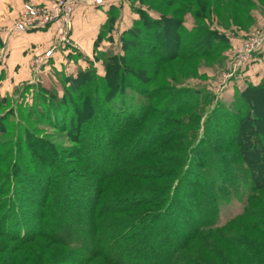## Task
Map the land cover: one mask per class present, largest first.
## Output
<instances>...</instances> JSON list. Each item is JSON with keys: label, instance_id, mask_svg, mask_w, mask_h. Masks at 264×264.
I'll return each instance as SVG.
<instances>
[{"label": "rangeland", "instance_id": "rangeland-1", "mask_svg": "<svg viewBox=\"0 0 264 264\" xmlns=\"http://www.w3.org/2000/svg\"><path fill=\"white\" fill-rule=\"evenodd\" d=\"M26 1L0 0V25L3 26L0 29V126H6L4 131L0 132V180L10 175L14 177V174L22 176L24 168L31 169L29 160L32 158L26 147L31 146L28 140L31 136L43 140L50 148L47 154L53 155L55 162L51 168L48 164L46 174L52 175L53 181L59 183L60 187L59 184L56 187L53 186L56 189L52 191L53 194L51 193L52 199L46 203L44 192H40L43 188L42 183L46 179L42 177L39 169L33 171L36 166L32 165V170L22 178L26 181L25 203L22 206L27 214L24 217L4 216L7 218L4 230H9L10 236L3 234L0 230V264H109L106 259L97 258L96 255L92 257L89 253V247H91L89 230L93 220L92 215H95L94 197L105 193L107 201L120 200L145 188L153 190L161 187L166 190L180 177L186 159L192 155L191 150L195 144L204 138L206 128L211 129V126L215 128V122L223 121L219 117L221 114L231 110L235 113L238 108L246 109L237 97L248 86L264 84L258 76V74L264 75V44L256 46L261 41L264 43V0H249L250 3L245 9L229 7L231 3L228 0H207L205 2L212 7L213 13L210 17H201L207 18L204 20L196 19L198 13L195 9L183 13L182 19L188 28L202 26L214 34H223L226 38L221 39L223 43H220V47L216 51L212 50L208 56H197L188 61H181L177 56L170 59L169 66L185 69L178 74L176 83L157 73L163 68L161 64L166 65L167 62L154 64L155 67L151 65L153 61H159L155 51L150 49V43L154 42V35L151 33L153 27H147L148 34L145 26L140 27V33L135 34L134 38L131 34L133 39L129 38L127 32L134 28L136 30L138 27L136 22L140 20L143 12L154 19H160L162 13L169 18L172 15L177 16L180 11V0H100L98 2L81 0L78 3H75L76 0H50L42 4ZM88 1L91 3L88 4ZM60 2L64 8L71 10L67 19L61 17L60 23L55 22L39 28L30 27L25 31L17 30L16 25L21 20L26 22L31 20L33 23L38 21L41 10L49 9L51 16L56 20L55 10L59 11ZM190 7L193 8V6ZM241 10L246 16L248 15L247 19L235 18ZM11 18L16 19L12 29L10 25H6L12 20ZM63 20H69V22L64 23ZM169 27L170 24L167 25V28ZM167 35L175 36L169 31ZM123 37L129 52L127 58H130L126 63L127 69L144 70L147 79L152 78V81L145 86L134 76L125 74L124 71L127 69L123 67L124 61L114 84L130 82L138 87L139 91L147 92L160 84L167 83L166 88L173 89V94L187 86L194 87L192 91L199 90L197 98L204 103L188 113L181 112V116L173 117L175 107H168L166 99L159 106L156 117L161 115V123L167 120L165 125L167 130L173 129L174 133L168 135L166 130L162 140L157 141L140 161L138 165L140 168L136 166V169L134 167L129 170H135L132 175H121L105 183L100 180V176H97L98 172L91 173L92 161L85 160L88 155L92 156V150L102 152V148L89 146V141H92V135L94 136V132L98 129L100 133L95 134L92 142L94 145L97 143H95L97 138L99 143H104L106 139L112 141L119 126L125 121L123 116L135 115V107L140 106L138 95L128 91L126 95L114 101L113 108L122 113V119L110 113L102 114L94 107L86 112L89 113V117L81 122L86 127L84 131L86 135L83 137L86 143L82 146L72 141L73 137H67L66 132H63L66 128L62 123L69 124L73 131L75 130L74 117L79 108L87 105L81 92L78 91L81 88L83 91L87 89L91 91L89 97L93 100L95 99L93 92L96 90L99 95L107 94L105 84L109 81L103 79L107 73L106 66L111 63L112 58L123 54L121 48ZM215 40L217 43L221 42L220 39ZM49 51L52 54L47 57L46 54ZM133 51L135 53L131 54ZM137 54L140 61L137 59ZM86 71H91L100 80L93 82V85H89L87 89L77 85V92L72 94L73 106L71 110L69 107V110L65 109L62 123L58 118L56 121L52 119V122H46L41 114L38 121L27 120L30 105L33 104L36 111L48 112V101L51 100L52 107L59 105V99L70 82ZM95 84H98L97 89ZM172 93L171 91L169 93L171 98ZM32 96L34 100L31 99ZM262 96L259 94L254 99L256 120L251 123L252 129L246 137L247 149L252 152L251 154L258 156L256 170L259 174H264V134L262 133L264 131V101L260 98ZM88 99L87 96L86 100ZM88 101L92 105L95 104ZM99 101L102 105L101 98ZM170 105L174 106V104ZM12 108L13 114L7 116ZM86 113L83 114L86 115ZM237 117L240 118L241 115L236 114L234 120L229 122L230 126L225 129L226 136L214 137L217 144H220V140H229L235 136H232L233 123L238 120ZM3 118H5L4 121ZM163 118L165 121L162 122ZM24 124L29 127L28 135L27 131L20 127ZM208 124L211 126H207ZM148 134V138H154L150 131ZM74 149L80 150V154L77 151L75 153ZM237 151L235 146L232 153L237 154ZM232 153L229 156L230 161L234 159ZM42 155L45 157L44 152ZM234 167L235 162L232 165V168ZM158 169H162L164 174L160 171L159 177L155 178L149 174ZM68 171L70 173H67V178L71 174L74 188L76 184L80 186L79 190L75 189L72 193H69L68 189L65 192L62 191V187L63 189L65 187L61 183ZM245 176V173H240L238 183L229 190L227 202L220 210L215 227L200 228L197 236L191 234L183 249L184 255L180 259L190 256L195 264H264V236L261 237L259 232V230L264 232V187L254 188L252 191V187L248 185L250 180ZM76 180L78 183L75 182ZM185 187L190 191L189 188L195 186L186 185ZM4 189L5 187H2L0 192ZM196 189H191L195 195ZM166 197L162 196L159 203H164ZM45 203L49 207L46 211L50 214V219L45 228V235L40 236L36 234V227L41 223L37 218L41 213H45L42 207ZM192 203H197V198L192 199ZM172 206L173 212L179 213L185 222L190 216L187 215L186 209L179 203L177 207L175 204ZM159 207L151 205L143 207L133 212L132 216L141 212H157ZM13 224H16L15 227L18 229L15 234L12 231ZM159 224L154 223L153 227H159ZM59 225L66 227L69 234H60L57 237L46 230ZM173 226L171 223L170 230L173 236H184L186 230L184 232ZM22 234H26L29 238L20 241L19 236ZM77 239L83 240L82 245H74ZM164 242L156 238L141 242L142 249L138 247L135 249L137 251L135 264H143L147 261L148 263L145 264H154L153 258L157 259L156 250L163 249ZM155 248L156 250H153Z\"/></svg>", "mask_w": 264, "mask_h": 264}, {"label": "trees", "instance_id": "trees-1", "mask_svg": "<svg viewBox=\"0 0 264 264\" xmlns=\"http://www.w3.org/2000/svg\"><path fill=\"white\" fill-rule=\"evenodd\" d=\"M205 1L207 0H180V9L178 8L180 10L179 14L177 16L172 15L170 18L166 14L162 13L160 15V19H154L150 15L143 12L140 20L136 22L138 25L136 30H134V28L127 32L129 38H132V35L134 38L135 34L140 33V27L145 26L146 29L150 26L153 27V32L151 33L154 35V42L150 43V49L155 51L159 61L156 62L155 60L151 63V65L154 66V64L167 62L168 64L166 65L161 64L163 68L161 67L162 69L157 71V73L159 72L161 75L165 76L166 79H170L172 83H176L178 81V74H180L184 68L169 66L170 59L177 56L181 59V61H188L193 57L208 56L212 53V50L216 51L217 48L220 47V43H223L221 39L225 40L226 38L225 35L214 34L206 28H202V26H193V28L190 29L185 25L184 19L182 18H184L183 13H186L187 10L195 9V12L198 13V15L195 12L194 13L197 15L196 19L198 20L207 19L201 17H210L212 15V7L208 6ZM228 1L231 3L229 7H234L236 9H245V7H247L250 3L249 0ZM190 6H193V8ZM235 18L247 19L248 15L246 16L245 12L241 10V12L237 13V17L235 16ZM169 24L170 27L167 28V25ZM168 31L169 33H174L175 36L169 37L167 35ZM148 32L149 30L147 29L146 33L148 34ZM215 39H220L221 42L217 43ZM122 41L123 44L121 48L123 54L112 58L110 60L111 63L106 66L107 73L103 79H108L110 82L105 84V89L108 90L107 94L102 93V95H99L96 90L93 92L95 99L93 100L89 97V93L91 91L87 89L89 88L88 86H92L93 82L96 83V81L100 79L95 74H92L91 71H86L80 73L73 81L70 82L67 90H65L59 99V105L52 107L50 105L51 100L48 101V112L44 111L45 113H43L42 111H36V107L34 108L33 104L30 105V109L29 107L27 108L30 112V114L26 117L27 120L33 119L32 121H38L41 114L42 119L46 122L50 123L52 122V119L56 121L58 118V120L62 123L65 109L69 110L70 108L71 110V107L73 106L72 94L77 92V85L86 88L87 90L85 91H83L82 88L78 90L79 93L81 92V96H83L85 104L87 105L83 108H79L76 116L74 117L75 130L73 131L71 126L65 122L62 124H64L66 130L63 131L62 128L58 127L61 131L66 132L67 137H73L72 141L80 143V146H82L86 143L85 138H83L86 135L84 132L86 127L82 125L81 122L89 117V113L86 112L90 111L94 107L102 114L104 113L107 115L110 113L118 116L119 119H122V113L113 108V103L119 97L126 95L128 91L135 92L138 95L140 106L135 107L134 110L136 113L134 116L133 114H129L130 117L123 116L125 121H123V123L119 126L116 135L114 136L115 138H113L112 141H108L106 139L104 143H99V138H97L95 140V143H97L94 145V143H92L93 138H95V134L98 135L100 133L98 132L100 129H98L94 132V136L92 135V141H89V146H95L99 149L102 148V152H94V150H92V153L94 152L93 154L91 153L92 156L88 155V158L85 157L87 158L85 160L92 161V163H90L93 167V169H91V173L94 174L98 172L97 176H100V180H103L105 183L121 175H132L135 170H129H132L134 167V169H136V166H138L144 156L148 154L153 145L160 139L162 140V137L167 130L165 126L167 124V120L165 121V118H163L162 122H165L161 123V115L156 117V114L158 115V108L166 101V99V105L168 107H175V110H173L172 113L173 117H176L177 115L181 116V112L188 113L200 106V104L204 103L203 100H199L200 98H197L199 90L192 91L194 87L187 86L182 88L180 91L178 90L174 92L173 94V89L170 87L166 88L167 86L165 85L167 83L160 84L157 88L147 92L142 90L139 91L138 87L132 85L130 82L119 83L118 85L114 84L118 78V71L122 69L121 64L125 61V65H123V67H126V63L129 62L130 59L127 58L129 57V52L127 50V43L124 41V37L122 38ZM213 41L215 43H213ZM170 51H172V53ZM132 53L134 54L135 52L133 51L131 54ZM137 57L138 61H140L138 54ZM174 68L176 69V72ZM124 72L127 75L134 76L138 82L145 86L152 81V78L147 79L144 70L141 69L130 70L128 68ZM186 72L189 71L186 70ZM96 86H98V84H95V87ZM95 89H97V87ZM170 91L173 95L172 98L169 94ZM84 93L87 94L84 95ZM259 94L264 96V84L250 87L248 86L242 94L237 97L243 102L246 109L238 108L235 110V113L231 110L226 114H221L219 117L220 119H223V121L215 122V128L209 124L207 125L211 126V129L210 127L206 128L204 138H201L195 144L193 150H191L192 155L186 159L185 166L180 177L166 190H163L161 187L154 188L153 190H151V188H145L144 190L133 192L131 195H128L120 200L107 201L106 199L108 198L105 197V193L98 194L97 197H94L93 204L95 203V215H92L93 220L90 224L89 230V242L91 246L89 247L90 255L92 257L96 255L97 258H104L109 264H135L137 260V251L135 249L137 247L141 248V242L156 238V240L162 239L165 241L163 243L165 247L160 250H156V248L153 249L156 250L157 253L156 260L152 257L153 261H155V263L153 262L154 264H195L193 258L190 256L180 259V257L184 255L183 249L186 247L187 240L190 238L189 236L191 234L197 236L199 233L198 229L200 228L213 229L215 227L218 223L220 210L223 207V204L227 202L226 197L229 195V190L239 181V174H246L245 177L250 180V184L248 185L249 187H252V191L254 188L264 187V174H259L256 170L258 156L251 154L252 152L246 147V137L252 129L251 123L256 120V107L254 105V99ZM87 96L89 98L88 100L95 104L92 105L88 100H86ZM263 96L260 98L264 101ZM100 98L103 101V106L99 101ZM31 99L34 100V96H32ZM170 104H174V106H171ZM13 112L14 110L12 108L9 110L7 116L12 115ZM83 113H86V115ZM236 114L237 116L241 115V117H237L238 120L235 122L233 121L234 133H232V136H235L229 140H220V144H217V140L214 139V137L227 135L225 129L230 126L229 122H231L232 119L234 120ZM2 120L4 121L5 118ZM2 123L3 122H1V124ZM4 127L6 128L5 125L0 126L1 133L4 131ZM20 127L27 131V135L30 134L29 127L26 124ZM71 131H73L72 134ZM149 131L154 136L153 139L150 137L148 138ZM166 133L169 135L174 133V130H167ZM262 133L264 134V131ZM29 137V144L31 143L32 148L31 146L30 148L28 146L26 147L28 148V153L32 158L29 160V166L31 165V169L23 167L24 173H22V176L14 174V177L10 175L5 179L0 180V191L2 187H5V189L0 192V199L2 196L4 197L0 200V230L3 234H8L9 236V230H4V227L6 226L4 223L7 221V218H4V216L8 217L17 215L24 217L27 214L24 206H22V204L25 203L24 184L26 182L22 180V178H24L25 174H28L32 170V165H34V167L36 166L33 171H37V169H39L42 177L46 179V181L42 183L43 188H41L40 191L44 192L43 195L46 199V203L52 199L50 198L51 193L53 194L52 191H54L56 189L55 187L59 184L53 181L52 175L46 174L48 171V164V167L51 168V165L54 166L55 162V157L51 154L48 156L47 154V152H50V148L46 146V143L43 140L32 138L31 136ZM235 146L238 149L237 154L235 152L232 153ZM73 151L80 154V150L74 149ZM42 152L45 153L46 158L43 157ZM231 153L233 154L234 159L230 161L229 156ZM234 162L235 167L232 168ZM38 165L39 167H37ZM161 170L158 169L150 172L149 174L154 176V178L159 177V174L162 172ZM67 173L69 174L70 172L68 171L65 173L66 178L63 180L64 184L63 181L61 183V185L65 188L63 189L62 187V191L65 192L68 189V192L72 193L75 189L79 190L80 186L76 184L77 187L75 186L74 188L73 178H71V174L67 178ZM15 178L16 180H14ZM75 182L78 183L77 180ZM54 185L55 187H53ZM186 185H193L195 187L189 188V191L186 190ZM195 188H197L195 190V192L197 191L196 195L194 192H191V189ZM162 196L167 197L164 199L165 202L160 204L159 201H161ZM195 198H197V203L193 204L192 199ZM46 203L42 206L45 209V213H41L40 217L37 218L38 221H41V223L36 227V234L40 236L45 235V228L47 227L50 219V214L46 211V209L48 210L49 208ZM178 203L181 207L186 209L187 215H190L185 222L179 213L173 212L172 205L175 204V207H177ZM150 205L153 207H160L157 212H141L132 216V213L136 212V210ZM90 213L92 214V211H90ZM170 222L174 225L173 228L182 229L184 232L186 230L184 236H173L172 230H170V228H172ZM154 223H160V226L153 227ZM15 225L16 224L12 225L13 234H15L18 230ZM46 230L57 237L60 234H69L66 227H62L60 225L55 227L53 226L51 229ZM259 232L261 237L262 235L264 236L263 231L259 230ZM27 237L29 238L26 234H22L19 236V240L24 241ZM82 243L83 240L77 239L74 245H82ZM145 263H148V261L143 262V264Z\"/></svg>", "mask_w": 264, "mask_h": 264}, {"label": "built area", "instance_id": "built-area-1", "mask_svg": "<svg viewBox=\"0 0 264 264\" xmlns=\"http://www.w3.org/2000/svg\"><path fill=\"white\" fill-rule=\"evenodd\" d=\"M79 1H81V0H76L75 3H78ZM98 1H100V0H92V2H98ZM90 3H91V1H88V4H90ZM58 7H59V11L55 10L56 14H57L56 20H54L53 17L51 16L49 9L41 10L40 16L38 17V21L33 23V21H31V20H28L27 22L24 20H21L16 25L17 30L25 31V30L30 29V27L39 28V27L48 26L49 24L55 23V22L60 23L61 17H63V18L65 17V19H67V15L71 12L70 8L69 9L67 7L64 8L62 6L61 2L58 4ZM63 22L68 23L69 20H63ZM263 44H264L263 41H261L260 43H257L256 46H262ZM51 54L52 53L49 51L46 54V56L50 57Z\"/></svg>", "mask_w": 264, "mask_h": 264}, {"label": "crops", "instance_id": "crops-1", "mask_svg": "<svg viewBox=\"0 0 264 264\" xmlns=\"http://www.w3.org/2000/svg\"><path fill=\"white\" fill-rule=\"evenodd\" d=\"M15 1V0H14ZM35 2V4H42L43 2H47V1H49L50 2V0H27L26 2ZM14 6V5H13ZM15 7V6H14ZM17 15V14H16ZM12 17V16H11ZM12 19V18H11ZM15 18H13L9 23H6V25H10L9 27H10V29H12L13 27H12V25L14 24V22H15ZM80 24V23H79ZM6 25H4V27H6ZM78 25V24H77ZM2 25H0V29H2ZM8 27V26H7ZM12 27V28H11ZM258 76H260V79L261 80H263V82H264V75L263 74H258Z\"/></svg>", "mask_w": 264, "mask_h": 264}]
</instances>
